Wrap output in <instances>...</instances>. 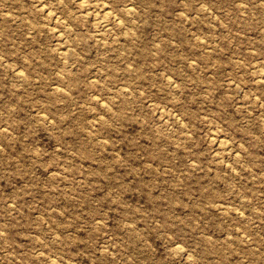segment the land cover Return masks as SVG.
<instances>
[{
	"label": "rangeland",
	"instance_id": "374dc122",
	"mask_svg": "<svg viewBox=\"0 0 264 264\" xmlns=\"http://www.w3.org/2000/svg\"><path fill=\"white\" fill-rule=\"evenodd\" d=\"M40 1L0 0V264H264V0Z\"/></svg>",
	"mask_w": 264,
	"mask_h": 264
},
{
	"label": "bare ground",
	"instance_id": "6f19581e",
	"mask_svg": "<svg viewBox=\"0 0 264 264\" xmlns=\"http://www.w3.org/2000/svg\"><path fill=\"white\" fill-rule=\"evenodd\" d=\"M90 0H77V7L81 9V11L83 10L84 13H86L87 16L89 15H92L93 17H95L96 19V23L94 25V27L96 29H99V30H104V31H110L112 30V27H111V21L113 22H117V24L120 23V21L117 20V15L118 13H114V9L112 6L108 5V3L104 0H102V2H98L96 4H92L91 5V1L89 2ZM118 1V0H117ZM39 2V7H40V10H42L46 15H49L51 12V9L49 7H47V4L41 2L40 0H38ZM109 2V1H108ZM112 2V1H110ZM36 3V2H35ZM117 4V3H116ZM115 4V5H116ZM60 5V4H58ZM62 6V5H61ZM38 7V6H37ZM123 7H125L126 11L128 13H133V5H129L128 3L125 4V6L123 5ZM120 9V8H119ZM118 10V9H117ZM3 11V10H2ZM80 11V10H79ZM119 11V10H118ZM117 11V12H118ZM121 11V10H120ZM82 12V13H83ZM88 12V14H87ZM123 12V11H122ZM125 12V11H124ZM81 13V12H80ZM3 14V13H2ZM44 14V15H45ZM125 14V13H124ZM8 15V13H7ZM84 15V14H82ZM85 15V16H86ZM126 15V14H125ZM134 15V14H133ZM128 16V15H127ZM47 17V16H46ZM121 18V17H120ZM131 18V17H130ZM58 20V19H57ZM120 20V19H119ZM122 20V19H121ZM135 23V22H134ZM68 27V26H67ZM125 28V27H124ZM68 29V28H67ZM120 29V28H119ZM122 29V28H121ZM97 33V32H96ZM59 34V33H58ZM61 35V34H60ZM116 37V36H115ZM196 37V36H195ZM199 37V36H198ZM98 38V37H97ZM101 38V37H100ZM104 38V37H103ZM102 38V39H103ZM127 38V37H126ZM126 40V39H125ZM201 40V39H200ZM119 41V40H118ZM203 41V40H201ZM85 42V41H84ZM72 47V46H71ZM70 47V48H71ZM58 49V47H57ZM250 49V48H249ZM63 50V49H62ZM66 51V50H65ZM61 52V51H60ZM64 55V54H63ZM76 56V55H75ZM64 59V58H63ZM69 60V59H68ZM66 61V60H65ZM192 61V60H191ZM66 63V62H65ZM263 67V66H262ZM257 68V67H256ZM261 68V67H260ZM259 69V68H258ZM169 73V72H168ZM21 74V73H20ZM171 75V74H170ZM260 77H263V76H260ZM89 78V77H88ZM259 78V77H258ZM264 80V79H263ZM27 81V80H26ZM260 81V80H259ZM262 81V80H261ZM176 82V81H175ZM236 85V84H235ZM119 86V85H118ZM264 87V86H263ZM58 89V88H57ZM252 91V90H251ZM173 92V91H172ZM257 96V95H255ZM97 97V96H96ZM100 99V98H99ZM102 101V100H101ZM105 101V100H104ZM100 103V102H99ZM247 109V108H246ZM250 111V110H249ZM80 114V113H79ZM46 118V117H45ZM49 120V118H48ZM182 122V121H180ZM210 127V126H209ZM213 131V129H212ZM211 137V136H210ZM217 137V136H216ZM184 138V137H183ZM215 138V137H214ZM212 140L214 141L213 139V136H212ZM212 141V142H213ZM215 141H217V143H219L220 146H223L225 147L226 149H230L231 147L228 146V143L226 141L228 140H224V137L223 138H215ZM214 141V142H215ZM241 142V141H240ZM224 148V149H225ZM236 150V149H235ZM229 152V150H227ZM238 151V150H237ZM239 153V152H238ZM237 154V153H235ZM234 156V155H233ZM222 158V157H221ZM229 162V161H228ZM244 164V163H243ZM245 165V164H244ZM53 173V172H52ZM54 175V174H53ZM254 178V177H253ZM230 204V203H228ZM230 209V207H229ZM240 210V209H239ZM236 211V210H235ZM242 214V212H241ZM244 214V213H243ZM228 233V232H227ZM209 235V234H208ZM247 236V235H246ZM179 245V244H178ZM182 246V245H181ZM184 248V247H183ZM191 255V253H189ZM55 264V263H54Z\"/></svg>",
	"mask_w": 264,
	"mask_h": 264
}]
</instances>
